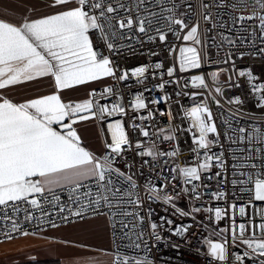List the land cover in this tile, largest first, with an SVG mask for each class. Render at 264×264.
<instances>
[{
    "label": "snow or ice",
    "instance_id": "6c2138e0",
    "mask_svg": "<svg viewBox=\"0 0 264 264\" xmlns=\"http://www.w3.org/2000/svg\"><path fill=\"white\" fill-rule=\"evenodd\" d=\"M223 29L235 31L236 37ZM237 39L247 51L239 49ZM145 43L155 46L146 50L148 55L171 54L178 69L175 63L165 69L160 59L121 65L122 60L144 55L137 46ZM225 44L228 50L222 55ZM246 56L261 61L258 72L252 67L239 71L256 111L243 109L245 93L226 95L242 87L238 79L233 80V73L236 59ZM177 71L187 73L183 87ZM224 73L227 79L222 81ZM149 76L153 80L159 76L160 82L153 87L164 93L150 101L144 96L152 91L145 83ZM132 78L143 86L130 101L137 111L148 103L170 100L165 91L170 84L177 86V98L190 96L195 103L197 97H205L190 109L180 105L179 128L173 124L169 106L167 126H157L156 132L167 149L151 141L152 134L142 123H135V115L129 117L131 127L150 139L148 147L140 139H129L122 119H108L127 114L116 86L123 82L130 88L127 82ZM45 80L48 91L14 95ZM189 82L205 91H184ZM78 86L85 95L76 99L70 94L80 91ZM208 94L218 108L223 107L222 99L228 105L223 132L207 103ZM109 98L110 106L100 102ZM147 118H155L151 110ZM184 118L191 121L189 152L196 162L171 166L169 158L182 155L177 133L185 131ZM138 119L143 122L144 117ZM94 121L106 122L112 138L91 149L78 129L83 122ZM222 140L229 145L228 156ZM136 157H140L138 173L133 171ZM118 160L127 171L116 166ZM145 166L149 175L141 184L138 178L144 176ZM206 182H214V187ZM61 192L67 193V202ZM205 196L223 201L224 206L196 203ZM182 197L188 200L187 210L179 206ZM152 203L166 205L163 211L171 209V216L155 219ZM249 207L252 215H248ZM237 210L246 218L239 223ZM202 211L209 213V223L212 213L216 222L224 216L231 222L219 230L220 240L202 238L207 249L196 251L208 264H264V0H31L19 15L16 7L0 0V235L11 240L13 234L34 235L46 227L103 218L110 237V247L103 251L111 264H156L151 254L154 244L172 237L190 243L187 234L193 224L207 228L196 219ZM177 215L190 216L193 223L173 227L172 217ZM166 227L169 237L162 231ZM171 247L178 250L181 245ZM72 264L101 262L88 258Z\"/></svg>",
    "mask_w": 264,
    "mask_h": 264
},
{
    "label": "built area",
    "instance_id": "2783aa9c",
    "mask_svg": "<svg viewBox=\"0 0 264 264\" xmlns=\"http://www.w3.org/2000/svg\"><path fill=\"white\" fill-rule=\"evenodd\" d=\"M224 19L227 20L228 17L225 16ZM201 26L203 27V24ZM208 26L210 27V25H208ZM222 31H224L229 37H236L235 31L229 32L227 29H223ZM211 34L212 33H210V35ZM144 39L145 38L143 36H141V40H144ZM169 39H172L170 34H169ZM126 42H130V41H126ZM177 43H184V42L178 41ZM237 45L239 46V49L242 51L248 50L247 48L240 45L239 39H237ZM154 47H155L154 45L149 44V43H145L143 45V47L137 46V50L139 52H143L145 54L144 55H138L135 57H130L127 60H122L121 65L122 66L126 65V66L131 67V66H136L139 63H154L156 60L160 59V60L164 61L165 69L167 66H171L173 63L176 64V67L178 69V67H179L178 61H174V58L171 54H161V56H159V57H154V56L148 55L146 50L149 48H154ZM227 50H228V48H227V45L225 44L224 47L221 49V54L223 55V53L226 52ZM212 52L214 54L215 49H212ZM177 55H178V50H177ZM247 67H252L254 69V71L258 72L259 68L261 67V61L259 60V58L254 60L253 58L248 57V56H246L244 59H239V58L236 59V71L233 73V80L238 79L241 82L242 87L240 89L232 88L231 90L226 92V95L232 96L233 94H236V93H245V96H244L245 104L242 106L243 109L245 111H247L249 109L256 111L255 109H253V106H252V98L250 96L246 95L248 85L245 81V78L239 77V71L241 69H244ZM206 70H209V69H206ZM186 75H187V73H180L179 71H177V76L181 77V87H183V77ZM164 79L168 80L169 77H167V75H165ZM225 79H227V73H224L221 76L222 81ZM209 81H210V78H209ZM159 82H160L159 76H157V78L155 80H153L152 77L149 76V79L145 83L147 84V86L149 88L152 89V91L144 92V96H145L146 100L150 101L153 97H156V96L162 97L164 95V93L161 92L159 89L153 87L155 84H157ZM111 83H114V81H111ZM127 85H130L131 87L129 88L123 82L116 86L117 89L119 90V92L121 93V95L123 96V103L125 105L127 114L123 117H118L116 115H113V117H110L108 119L109 120L122 119L125 122L124 129H125V132L127 133L128 137H129V139L132 141H135L136 139H140L143 141V144L145 147L150 146V139L148 137L142 136L138 130L133 129L131 127L133 121L129 119L130 116L135 115L137 117L135 123L137 125H141V123H142V126L152 134L151 135V141H155L159 145L160 148L167 149L168 144L167 143L160 144L159 140L157 139L156 132H157V126H159V127H166L167 126L166 114H167V110H168L169 106H171L173 116L175 117L173 124H174V126L179 128L181 125V116L183 115V113L181 112V109H180V105H183L185 108L190 109L191 107L195 106L196 104L201 103V101L205 99L204 96H199L195 99V103H194L193 98L190 96L177 98L174 94V90L176 89L177 86L175 84H170V85H166V88H165V91L171 96L170 100H168L167 102L161 101L160 104L148 103L146 109H141V110L137 111L131 106L130 101L132 99H134V93H136L137 91H143V86L138 85L135 82V78L130 79L127 82ZM97 90L99 91V88H97ZM183 90L184 91L196 90V91H201V92L205 91L202 89L194 88V86L191 84V82H189L188 87L184 88ZM178 99H179V104L177 103ZM100 102L102 104L107 102L110 106L112 103V99L109 98V100H107V101L101 100ZM207 103L209 104V107L212 110V114H213V117L215 119V122H216L218 128L220 129L221 132H223L225 126L222 123V121L224 119H226L228 116V105L224 104V101L222 99L221 103H222L223 107L218 108L215 105L214 101L212 100L211 94H208ZM149 110H151L154 113L155 118L152 120H149L147 118V113ZM141 116L144 117L143 122H141V120L138 119ZM96 123H97L99 130H100L103 143L105 141L110 142L112 137H111V133L108 131L107 123L106 122L102 123L100 121H96ZM182 123H183V127H184L185 131L177 133V138L179 140V148H180L182 155L178 159L169 158V165H171V166H174L176 164H179V165L194 164L196 162L194 157H193V154L189 152V148H190L191 143H192V141H191L192 133L189 132L188 129L191 126V121L188 118H184ZM222 142H223V140H222ZM172 143L175 144L176 141H173ZM223 143H224L225 155L228 156L227 149H228L229 145L227 142H223ZM134 146L135 145H133V147ZM132 157H133V154L131 152H129V156H128L129 162H132ZM135 159H136V167L133 169V171L138 173L141 171L140 157H136ZM144 159L151 160L150 157H144ZM201 159H202V157H201ZM116 166L122 170L127 171V169L125 168V164L120 160L117 161ZM215 170L216 169L213 168L212 171L214 172ZM143 172H144V176L138 178L139 182L141 184H143L144 178L149 175V169L147 166H145L143 168ZM229 179H231L230 176H229ZM206 183H212V186L214 187V182H206ZM200 191L204 192L205 189L201 188ZM141 194L143 195V190H142ZM60 196H61V199L63 201L67 202L68 195L66 192H61ZM49 199H50V197H49ZM180 200L187 204V207H183V206H180V207L187 210V208H188L187 198L182 197ZM243 202L247 203L246 199ZM147 203H151V202H147ZM196 203L197 204L204 203L206 207H211V206H214L217 204H219L222 207L224 206L223 201L218 202L215 199H210L208 196H205L202 201H196ZM260 206H261L260 202H257V208H259ZM44 207L46 210H49V211L51 210L49 205H45ZM152 207L155 209L154 218L157 220H158L159 216H162V215L171 216V211H172L171 209H169L168 213H165L163 211V208L166 207V205H163L161 203H152ZM144 210L145 211L147 210L146 207ZM252 214H253V209L251 207H249L248 208V215H252ZM20 215L22 217L23 213H21ZM35 215L38 216L39 212H36ZM211 215H212V221H211V223H209V220H208L209 213H207L206 211H202L201 213L196 214L197 221H203V224L207 225V228H205L203 226L196 227L193 224L191 230L187 234L188 239L190 240V243L182 240L180 237H172L167 242L161 241L158 244H154L151 248V254L155 258L156 264H208V261L206 260V258L203 255H201L200 252L196 251L197 248H200L201 252L204 251L206 244L204 243V240L202 238L218 240V239H216V236H217V237H219V240H220L219 230L223 229L225 227H230V223H231L227 216L222 217V219L219 222H216L215 218H214V213H212ZM172 218L175 220V225H173V227L178 226V225H189V224L193 223L192 218L190 216L180 217L179 215H177V216H173ZM243 219H246V218L240 217L239 212L237 210V212H236L237 223L241 222V220H243ZM259 219H260L259 215H256V221L257 222H259ZM57 222L59 223V221H57ZM0 224H2V222H0ZM62 226H64V225H62ZM26 227L31 231V228H32L31 224L26 225ZM52 229H54V228L46 227L43 231H39L36 234H42V233L49 231V230H52ZM162 231L164 232L165 237H169L171 235L168 232L167 227L165 229H163ZM36 234H34V235H36ZM13 235H14V238L11 240L26 237V236L17 235V234H13ZM30 235H32V234H30ZM27 236H29V235H27ZM11 240L6 239L3 235H0V242H6V241H11ZM173 243H179L181 245L180 249H178V250L173 249L171 247V244H173Z\"/></svg>",
    "mask_w": 264,
    "mask_h": 264
},
{
    "label": "crops",
    "instance_id": "0c3cea01",
    "mask_svg": "<svg viewBox=\"0 0 264 264\" xmlns=\"http://www.w3.org/2000/svg\"><path fill=\"white\" fill-rule=\"evenodd\" d=\"M16 7L19 15L24 12V5L31 0H3ZM106 82L111 83L107 78ZM95 86V85H94ZM78 92L70 95L79 99L84 97L85 91L82 86ZM48 91L47 81L39 85L30 84L14 93L19 98L31 95L34 91ZM82 135L83 143L91 149L103 146L100 130L96 121L83 122L78 129ZM64 241H71L65 243ZM85 243L86 248L79 247ZM110 247V237L105 227L103 218H97L91 222H79L77 224L64 225L46 231L42 234L29 235L23 238L0 242V264H28L41 261H58L60 264H72L74 261L83 259H95L101 264H111V257L104 254V249ZM35 257V260L30 259Z\"/></svg>",
    "mask_w": 264,
    "mask_h": 264
},
{
    "label": "trees",
    "instance_id": "16d2710c",
    "mask_svg": "<svg viewBox=\"0 0 264 264\" xmlns=\"http://www.w3.org/2000/svg\"><path fill=\"white\" fill-rule=\"evenodd\" d=\"M28 264H60L58 261H41L37 263H28Z\"/></svg>",
    "mask_w": 264,
    "mask_h": 264
},
{
    "label": "rangeland",
    "instance_id": "374dc122",
    "mask_svg": "<svg viewBox=\"0 0 264 264\" xmlns=\"http://www.w3.org/2000/svg\"><path fill=\"white\" fill-rule=\"evenodd\" d=\"M178 203H179V206L187 207V204L181 200H179ZM216 239L219 240V237L216 236ZM206 249H207V245L205 246L204 251H206Z\"/></svg>",
    "mask_w": 264,
    "mask_h": 264
}]
</instances>
